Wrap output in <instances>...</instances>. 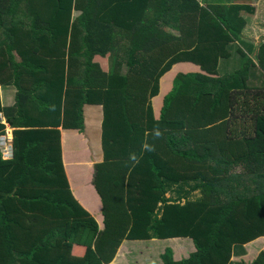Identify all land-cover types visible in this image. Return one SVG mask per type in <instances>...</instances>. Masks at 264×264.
Returning <instances> with one entry per match:
<instances>
[{"label":"trees","instance_id":"trees-1","mask_svg":"<svg viewBox=\"0 0 264 264\" xmlns=\"http://www.w3.org/2000/svg\"><path fill=\"white\" fill-rule=\"evenodd\" d=\"M245 22L199 0H0V85L16 90L0 104V135L3 119L14 130L12 158L0 154V264H109L124 240L168 238L194 250L165 249L161 264H232L234 245L264 237V39L241 41ZM106 54L110 73L90 63ZM177 63L202 73L176 74L160 96ZM85 104L101 109V230L60 158L59 129L81 133Z\"/></svg>","mask_w":264,"mask_h":264},{"label":"crops","instance_id":"crops-1","mask_svg":"<svg viewBox=\"0 0 264 264\" xmlns=\"http://www.w3.org/2000/svg\"><path fill=\"white\" fill-rule=\"evenodd\" d=\"M237 3L241 5L246 2L238 1ZM226 4L231 8L230 6L232 4L227 2L216 5H222L224 7ZM247 27L248 26L246 25L245 28ZM12 57L14 62H21V59L15 50L12 51ZM94 57L97 58L96 61H94ZM94 57L91 59V64L97 65L95 63L99 61L109 69L107 55L103 57L94 55ZM186 64H188L187 67L194 68L193 64L185 63L184 65ZM15 93L16 90L13 86L0 85L1 107H12L15 104ZM153 102L152 109L155 108ZM84 108H87L85 112L83 110ZM81 113L83 123V130L81 133H78L74 129H59L61 165L73 198L90 216L94 218L98 228L101 230L103 228V214L100 212L101 205L99 198L92 186L93 166L96 163H99L102 159L100 143L98 149L96 147L97 141L93 138L95 136L93 134L95 133H99L100 136L101 109L97 105L85 104L82 106ZM157 113L158 110H156V113L154 112V116H156ZM3 124H6L4 119ZM6 127L9 135L11 133L13 136L14 130L8 125ZM87 131L92 133L90 134L89 140L86 136ZM83 141H85V143L82 144ZM91 142H93L94 145V152L91 147L92 145L89 146ZM68 143L72 144V148L65 152L64 146ZM165 249L171 251L173 260L185 258L194 250L191 241L187 238L149 239L139 241L124 240L117 249L114 259L109 264H161L160 256ZM85 250L86 247L84 245L72 244L71 255L82 257ZM260 251L264 253V237L255 238L240 246L234 245L232 247L230 258H252V261Z\"/></svg>","mask_w":264,"mask_h":264},{"label":"rangeland","instance_id":"rangeland-1","mask_svg":"<svg viewBox=\"0 0 264 264\" xmlns=\"http://www.w3.org/2000/svg\"><path fill=\"white\" fill-rule=\"evenodd\" d=\"M241 1V2H246L245 4H238L237 2ZM199 2H201V5H203V3H210V4H219V3H230L232 4L229 8V6L226 4L223 8H224V15L226 17V20L228 22H232L233 20L237 19V18H245L246 19V25L248 26L247 28H245V26L243 27L242 31H241V35H240V40L241 41H246V39L248 40V42H251L252 45L254 47H256L258 45V42L264 39V0H199ZM237 3V4H235ZM78 13L77 12H73L72 15L73 17H75ZM165 30H167V28H164ZM170 33H173L170 29H169ZM107 55V59L109 61V69H107V66L104 65L101 62H97L95 64L96 67L98 68V70L100 72H106V73H110L114 70L115 67V62H114V56L110 55V54H106ZM254 55V53L252 52V54L249 57H252ZM94 57V56H93ZM92 57V58H93ZM91 58V59H92ZM237 58V57H235ZM90 59V62H92ZM94 61L97 60L96 57L93 58ZM99 64V65H98ZM174 64L170 67L169 71L167 73H165L162 77H160L159 81L160 82V92L159 95L162 96L164 93H166L169 88L171 87V83H172V79L176 76V74H186V73H202V71L199 70L198 67H196L195 65L194 68L191 67H187L188 64L184 65V64ZM176 65V66H175ZM190 65V64H189ZM100 66V68H99ZM125 68L121 69L120 71H123ZM160 98H157L153 104L155 106V108L153 109V111L156 113V110H158L159 106H160ZM84 112L87 110V108L83 109ZM90 134L87 131L86 136L89 140L90 138ZM95 135L93 138L97 141L96 143V147L99 149V133H95L93 134ZM60 140V139H59ZM85 143V141L82 142V144ZM12 145V144H11ZM60 145V142H59ZM92 145V149L94 152V145L93 142H91L89 144V146ZM72 148V144L68 143L67 145L64 146L65 152ZM3 153V152H2ZM2 159L4 160V155L1 156ZM4 157V158H3ZM237 171H239L238 169L234 170V173H236ZM94 175V174H93ZM92 175V178H93ZM252 258H241V259H231L230 258V263L232 264H249V262L251 261Z\"/></svg>","mask_w":264,"mask_h":264},{"label":"built area","instance_id":"built-area-1","mask_svg":"<svg viewBox=\"0 0 264 264\" xmlns=\"http://www.w3.org/2000/svg\"><path fill=\"white\" fill-rule=\"evenodd\" d=\"M11 144L12 137L9 133L5 136H0V154L1 156L4 155V160H10L12 158L13 146Z\"/></svg>","mask_w":264,"mask_h":264},{"label":"clouds","instance_id":"clouds-1","mask_svg":"<svg viewBox=\"0 0 264 264\" xmlns=\"http://www.w3.org/2000/svg\"><path fill=\"white\" fill-rule=\"evenodd\" d=\"M5 126H7L6 124H4ZM7 128V127H6ZM9 132L6 130V131H4V134L3 135H0V136H5V135H7ZM10 135H11V133H10ZM156 135H157V137H159L160 136V133L159 132H157L156 133ZM11 137H12V140H13V136L11 135ZM145 148L148 150V151H152L153 149H152V147H150V146H148V145H145ZM95 168V167H94Z\"/></svg>","mask_w":264,"mask_h":264},{"label":"water","instance_id":"water-1","mask_svg":"<svg viewBox=\"0 0 264 264\" xmlns=\"http://www.w3.org/2000/svg\"><path fill=\"white\" fill-rule=\"evenodd\" d=\"M95 173V168H94V166H93V174Z\"/></svg>","mask_w":264,"mask_h":264}]
</instances>
